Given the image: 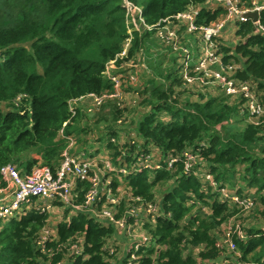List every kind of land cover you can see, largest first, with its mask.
I'll return each mask as SVG.
<instances>
[{"label":"trees","instance_id":"16d2710c","mask_svg":"<svg viewBox=\"0 0 264 264\" xmlns=\"http://www.w3.org/2000/svg\"><path fill=\"white\" fill-rule=\"evenodd\" d=\"M129 1L142 7L145 23L154 26L164 25L163 19L173 23L174 15L190 5L198 9V25L217 23L225 13L219 4L206 0ZM241 3L249 6L251 0H240ZM257 3L264 5L263 0ZM207 4L215 9H206ZM259 23L264 28V9L259 12ZM229 24L235 27V39L228 41L234 42L224 40L223 28L212 37L214 52L229 76L232 73L236 80H251L264 100V34L252 19ZM154 26L151 30L141 29L146 31L141 36L133 27L127 56L118 58L116 66L133 58L136 51H144V38L155 34ZM128 28L132 29V22L126 21L123 0H0V167L11 163L22 174L41 161L55 172L67 146L59 130L63 128L64 135L77 137L80 142L78 133L86 132L78 125L82 111L76 106L72 116L69 101L110 90L111 81L104 71L122 50L129 36ZM187 35L189 39L192 37ZM190 40L187 45L197 49L199 39ZM214 67L219 69L218 65ZM125 69L119 70L126 73L121 77L123 89L131 82L129 68ZM152 70L159 76L165 74L160 67ZM176 71V75L166 72L168 83L149 80L150 86L144 89L142 104L149 110L136 120L135 130L143 142L138 151L150 152L147 146L158 148L162 163L170 154L180 155L187 149L198 151L201 163L225 187L240 167V178L246 188L238 185L235 192L252 196L254 207L250 213L255 209L264 218V156L259 152V147L264 148V124L250 123L242 100L231 102L223 92L206 98L201 94L199 100L187 97L181 102L179 92L201 91L195 86H183L177 63ZM175 85L179 87L176 92ZM110 101L113 100L105 103ZM113 102L117 119L125 111ZM241 112L246 116L243 126L239 125L244 120L240 118ZM125 147L108 143L112 164H121L119 148ZM129 159L127 156L125 161ZM97 162L103 166L101 161ZM182 169L178 162L170 170H155L153 176L142 169L127 177L131 193L144 199H152L160 185H164L162 208L169 214L158 217L154 224L149 220L143 223L151 246L139 247L137 254H142L139 262L213 264L227 260V264H264V229L253 226L245 227L247 233L243 229L244 240L233 236L240 257L230 263L229 254L216 246L220 235L214 231L231 215L245 213L238 206L221 201L209 184L182 173ZM119 179L112 176L110 186L114 191ZM77 183L75 202L79 203L89 184ZM103 199L97 201V208H101ZM123 206L124 201L120 210ZM49 216L47 212L28 209L20 218L5 222L0 231V264H55L63 257L65 249L61 243L75 234L84 235V251L66 264H121L125 258V251L122 259H116L120 254L110 255L103 249L109 237L117 233L116 229L83 212L70 215L68 221L57 225L56 238L48 241V247L53 249L49 257L36 246ZM235 225L233 221L230 227Z\"/></svg>","mask_w":264,"mask_h":264},{"label":"built area","instance_id":"2783aa9c","mask_svg":"<svg viewBox=\"0 0 264 264\" xmlns=\"http://www.w3.org/2000/svg\"><path fill=\"white\" fill-rule=\"evenodd\" d=\"M123 1L126 8V21L132 22V29L128 28L129 36L122 50L106 65L104 73L111 81L112 87L110 90H105V92L100 94L88 93L86 96L70 100L69 109L72 116L75 115V108L72 104L85 99L91 100L89 112L99 111L100 105L108 100H113L119 108H124L122 103L123 83L121 79L124 75L117 71L118 66H116L115 62L118 58L127 56L132 40V30H141L143 28L151 30L154 25L145 23L142 7L135 5L129 0ZM239 1L206 0V2L219 4L225 10L221 20L210 25H198L196 23L198 9L190 5L186 10L174 15L173 23L166 25L169 19H163L164 25L154 26L155 35L171 51L179 55L178 73L184 87L195 86L199 91H204L207 87L219 88L222 90L221 92L229 97L231 102L235 101L233 98L242 100L247 120L250 123L260 125L264 124V100L257 93L255 84L251 80L239 81L234 79L231 74L229 76L225 72L219 56L214 52L212 41V37L218 35L226 24L233 23L235 20L244 22L247 19H251L247 15L248 12L255 10L260 12L261 9H264V5L258 4L255 0H252L249 6L243 3L239 4ZM254 23L257 25L258 30L264 34V28L260 25L259 18ZM180 26L185 27L183 32L178 30ZM187 34L199 39L200 43L196 51L187 45V40H190L186 36ZM190 41L192 42V40ZM216 65L219 66V69L214 67ZM119 67H121L120 69H127V65L121 64ZM127 73L129 80L133 82V70L129 68ZM122 115L115 120L119 126L118 129H121L118 135L109 136L108 141L113 144L120 143L124 135H127L125 133V123L123 122L124 116ZM59 134L66 139L67 146L61 153V160L55 172H52L48 166L42 163L34 165L29 172L22 174L11 163L0 167V231L4 223L10 218L18 219L28 209L51 212L53 210L51 209L52 203L55 207V202L58 201L66 205L73 215L77 212H83L88 214L90 218L99 219L103 225L111 224L116 229L115 232L117 234H122L127 239L125 258L121 264H141L138 260L140 257L135 259L134 256L140 255L137 254V251L141 245L145 246L149 243L148 236L142 229L143 223L149 220L154 224L158 217L169 214L162 208L161 196L156 197L155 194L149 200L133 195L130 189L122 188L120 190L116 188L114 191L110 186L108 175H117L115 174L117 172L127 173L128 171L134 172L142 169L155 171L165 168L170 170L178 162L183 167L182 173L193 175L202 183L209 184L218 192L221 201H227L230 205L238 206L244 213L251 212L254 207L252 196L240 195L235 191L230 192L227 187L219 185L213 174L201 163L198 151L187 149L180 155L170 154L162 163L159 151H157L159 154L157 160L150 158L151 150L150 152H139L142 140L133 135L127 147L124 150L121 149L122 151L118 157V160L122 159L121 164L114 165L109 158L103 159L104 161L99 160L103 163V166H100V171L98 159L95 157H86L83 153L80 155L71 153L76 143L74 137L64 135L63 128L59 130ZM123 142H125V139ZM131 145H133V150L130 152ZM127 156L130 157L129 161L124 160ZM127 164L130 165L128 166ZM77 181L89 184L83 195V200L79 203L75 202L78 190ZM101 198H104L102 206L97 208L96 203ZM122 201H124V206L120 210ZM53 233L48 220L36 240V246L49 257L53 254V249L48 247V241L56 238ZM233 236L239 240L246 238L244 231L236 225L234 229L222 232L220 238L216 241V246L223 250L224 254L233 253L236 257H240V251ZM112 237H109V239ZM108 241L104 244L103 249H107L109 254L113 255L116 250L108 244ZM84 244V235L75 234L68 237L66 241L61 243L65 250L63 257L56 263L66 264L69 259H73L76 255H81L84 251ZM128 246L129 248H127ZM129 259H132V261L127 263ZM227 263V260H222L213 264Z\"/></svg>","mask_w":264,"mask_h":264},{"label":"rangeland","instance_id":"374dc122","mask_svg":"<svg viewBox=\"0 0 264 264\" xmlns=\"http://www.w3.org/2000/svg\"><path fill=\"white\" fill-rule=\"evenodd\" d=\"M255 1H259V0H255ZM264 1V0H263ZM245 5L247 6L248 5V3H245ZM234 27V26H233ZM221 35H223V37H224V40H226V41H228L229 39H233L234 38V30L231 28V26H230V24L228 23V24H226V26L224 27V31H223V34H221ZM192 41L194 40V38L193 37H191L190 38ZM235 39V38H234ZM151 40V43H152V45H151V43H147V44H149L151 47L147 50V51H145V49H144V51L143 50H139V51H136L135 53H134V55L136 54V53H138V55L140 56V57H142L141 58V60L139 61V62H137V63H143L144 65H145V63H144V59L143 58H145V60H146V63L149 65V63L151 62V61H153V64L155 65V67L157 68V67H160V64L162 63H165L166 65H165V67L164 68H167V67H169L170 69H174V67H175V63H177L178 65L180 64V59H179V55H177L175 52H173V51H171L170 49V52H173V54H175V56L173 55V57H174V59H172V56H168L167 54L165 55V51H162V52H158V48H159V46L157 45V43L155 42V40L153 39V38H151L150 39ZM228 42H234V40L233 41H228ZM133 62V58H131L130 60H128V61H126V63H127V68H130V66H128V64H130V63H132ZM163 68V69H164ZM176 68V67H175ZM111 69V68H110ZM148 69V68H147ZM125 71H126V69H125ZM144 72H146V71H144ZM175 73H176V71H175ZM148 74H149V76H150V79L152 78V76H153V74H151V72L149 73V71H148ZM133 76H134V81H136L137 82V80H138V78H137V80H136V74H135V71H133V74H132ZM157 76V74L155 73L154 74V76ZM147 76H145L143 79H145ZM141 79L142 78H139V80L138 81H141ZM130 86V85H129ZM176 86V85H175ZM214 89L215 91H217V92H215V93H208V89ZM126 91H132L133 93L135 92V91H137V93H138V95H135V102L133 101V105H130V106H127L126 107V105H125V99H124V92H125V89H123V87H122V103H123V105H124V114L122 115V116H124V120H123V122L125 123L124 124V126H125V133H127V135H124V137H123V140H121L120 141V143H116L115 145H119V146H121V145H126V147H127V145H128V142L129 141H131V139L133 138V135H135L137 138H139L138 137V135H137V133H136V130L135 129H133L132 128V126L133 125H135V127H136V119L140 116L141 117V115H143V113H145L144 111H143V109H144V105L142 104V99L145 97V94H142V93H140V91L139 90H136L135 88H134V86H130V87H128L127 89H126ZM176 91H178V90H175V92ZM221 89H219V88H213V87H207L204 91H201V92H199V93H187V92H179V95H178V99L181 101V102H184V100L187 98V97H189V98H191V99H194V100H199V98H200V95L202 94L205 98L206 97H208V96H214V95H216L217 96V94L219 93H221ZM218 94V95H219ZM233 100H236V98H233ZM240 100V99H239ZM230 101V100H229ZM87 101H84V100H82V101H76V102H74L72 105H74V108H76V106H78V105H80V104H82V109H83V115H82V117H81V119H80V121H79V123H81L82 121H84L85 119H86V117H87V115H86V113H89V114H91L90 115V117H91V119H93L95 122H94V124H96V126H86L85 128L87 129V131H88V138H87V140H91V143H92V147L90 148V153H91V155L90 156H92V155H98V156H92V157H95V158H101V160H103V159H108L109 158V156H106V157H99L100 155H104V153L106 152V151H109L108 150V148H107V145H108V143H111V142H109L108 140H109V136H111V135H118V133H119V130H121V129H118V125L116 124V122H115V120L116 119H114L113 117H108V118H106L105 117V120H106V122H107V125H104V124H102L101 125V120L103 119V117L102 116H100V114H101V112L100 111H96V112H94V111H91V112H89L88 111V109L89 108H91V100L89 99V101H88V103H86ZM86 106V107H85ZM79 108V107H78ZM84 108H85V111H84ZM149 108V107H148ZM80 109V108H79ZM81 110V109H80ZM86 112V113H85ZM240 118H244V120H242L240 123H239V125L240 126H243L244 124H245V122H246V116L244 115V113H242L241 112V115H240ZM114 119V120H113ZM113 120V121H112ZM102 126V127H101ZM115 126V128H114V130H113V127ZM95 127H97V128H95ZM113 130V131H112ZM110 131H112L111 133H109ZM124 139H125V142H123L124 141ZM140 139V138H139ZM99 143H101V147L99 148L98 147V144ZM143 143V142H142ZM142 143H141V145H142ZM113 144V143H112ZM125 147V148H126ZM144 147V146H143ZM125 148H119V151H120V153H121V149H125ZM147 148H150V150H151V153H150V158H152L153 160H157L158 158H159V154H158V152L157 151H159L160 152V150L158 149V148H154L153 146H151V147H149V146H147ZM73 149H76V146L73 148ZM72 149V150H73ZM259 149H260V154H261V156H264V151L262 150V149H264V148H261V147H259ZM262 150V151H261ZM71 152V151H70ZM36 157V156H35ZM110 160V159H109ZM125 160V159H124ZM104 161V160H103ZM128 166L130 165V164H127ZM99 169H100V171H101V167L99 166ZM139 171H141V170H139ZM139 171H134V172H132V171H128L127 173H122V172H117V173H115V174H117L119 177H120V179H119V184L117 185V187L116 188H118V189H130L127 185H126V183H127V177H129L131 174H133V173H135V172H139ZM154 171H150V175L151 176H153L154 175V173H153ZM240 172H241V169H240V167H237V169H236V172H234V174H233V176L232 177H230V179L228 180V182H227V189L230 191V192H234L235 191V189L238 187L237 185H241V187H243V188H246V185H244L245 183H243V181L241 180V176H240ZM104 176H106V174H104ZM112 176L113 175H111V174H109L108 175V178H110V185H111V182H112ZM233 184V187H232V189H229L230 188V185H232ZM164 185H160V187H159V189L157 190L158 192L156 193V197H162V194H163V191H164ZM250 192V194H252V192L251 191H249ZM58 201H56L55 202V208L53 209V211H51L49 214H50V216H49V220H53V223H56V221H57V219H59L60 217H61V215H66V209H67V207H66V205H64V204H61L60 202H58V203H60L61 205H59V204H56ZM195 209V208H194ZM255 210V209H254ZM253 210V212L252 213H245V215H241V214H238L237 215V218L238 219H236V221H235V224L236 225H238L239 226V228L243 231V229H244V231L246 232L248 229L247 228H249V227H252L253 226V228H255V229H261L262 230V227L264 226V218H263V216L259 213V212H257V213H255V211ZM232 224V223H231ZM235 225V226H236ZM244 225V226H243ZM227 226V225H226ZM242 227H244V228H242ZM245 227H247V228H245ZM228 229H234L233 227H227L226 229H223L222 231L223 232H226ZM247 233V232H246ZM111 246L114 248V249H116L117 248V246H114L112 243H111ZM145 246H151L149 243L148 244H146ZM127 248H129V246L127 247ZM122 251V249H120L119 248V250L116 252L117 254H120V252ZM133 251H135V249H133ZM229 255H228V258H229V261H230V263L232 262V261H237V257L235 256V255H233L232 253H228ZM135 257V259H137V257H141V254L140 255H135L134 256ZM116 259H118V256H116ZM132 261V259H129L128 260V262L127 263H129V262H131ZM55 264H58V263H55ZM131 264H133V263H131Z\"/></svg>","mask_w":264,"mask_h":264},{"label":"crops","instance_id":"0c3cea01","mask_svg":"<svg viewBox=\"0 0 264 264\" xmlns=\"http://www.w3.org/2000/svg\"><path fill=\"white\" fill-rule=\"evenodd\" d=\"M252 1V0H251ZM209 3V2H208ZM205 8L206 9H215L214 8V6L212 5V4H207L206 6H205ZM220 16V15H219ZM170 24V21L169 22H167V24L166 25H169ZM231 26V28L235 31V27H233V25H230ZM180 32H183L184 31V26H180L179 27V29H178ZM138 32H139V35L141 36V35H143L144 33H146V31L145 32H143V31H141V30H138ZM152 35V34H151ZM147 35L145 38H144V40H145V51H147L151 46L149 45V44H147V43H151V38H153L154 40H155V42L157 43V45L159 46V48L157 49L158 50V52H162V51H165L166 53H165V55L167 54L168 56H172V59H174V57H173V55L175 56V54H173V52H170V50H169V47L163 42V41H161L155 34L154 35ZM154 36V37H153ZM187 37H189V35H186ZM151 45H152V43H151ZM195 51L197 50V49H195V48H193ZM141 58L142 57H140L139 55H138V53L133 57V62L132 63H130V64H128L130 67H132L133 68V71H135V74H136V80H137V78H138V80H139V78H142L141 79V81H138L137 80V82L136 81H131L128 85H125L124 86V89H125V92H124V99H125V105H126V107L127 106H130V105H133L134 103H133V101L135 102V95H138V93H137V91H135L134 93L132 92V91H126V89L128 88V87H130V86H134V88L136 89V90H139L140 91V93H142V94H144V89L147 87V86H150L149 84V80H153V81H155L156 83H168V80H166L165 79V75H166V72L167 71H171L172 72V74L174 75H176V73H177V71H176V63H175V67H174V69H170L169 67H167V68H164L165 67V63H161L160 64V71L162 70V71H165V74H164V76H159V75H155L154 76V74H155V72L152 70V67H155V65L153 64V61H151L150 63H149V65L146 63V60H145V58H143L144 59V63H145V65L143 64V63H137V62H139L140 60H141ZM123 65H127V63H123ZM152 66V67H151ZM121 67H119L118 66V71L119 70H121L120 69ZM148 68V69H147ZM164 68V69H163ZM122 70H124V69H122ZM144 71H146V72H144ZM148 71H149V73L151 72V74H153V76H152V78L150 79V76H149V74H148ZM175 71H176V73H175ZM232 74V73H231ZM123 75L124 76H126V73H123ZM145 76H147L145 79H143ZM130 85V86H129ZM174 88H175V90H179V87H177V86H174ZM215 92H217V91H215L214 89H208V93H215ZM188 93V92H187ZM85 101H87V99L85 100ZM87 103H88V101H87ZM115 105H114V102L113 101H110V102H107V103H105L102 107H100V109H99V111L101 112V114H100V116H102L103 117V119L101 120V125L102 124H104V125H107V122H106V120H105V117L106 118H108V117H113L114 119H115V114H116V109H115V107H114ZM145 107H144V109H143V111L144 112H147L148 110H149V108L147 107V105H144ZM77 107H79L80 109H81V111L83 112V109H82V104H80V105H78ZM86 107V106H85ZM84 111H85V108H84ZM81 112V114L83 115V113ZM118 112V111H117ZM86 113V112H85ZM143 114H145V113H143ZM86 115H87V117H86V119L84 120V121H82L81 123H78V125L81 127V128H85L86 126H96V124H94V120L93 119H91V117H90V115L91 114H89V113H86ZM140 117V116H139ZM138 117V118H139ZM137 118V119H138ZM165 118V117H164ZM113 119V120H114ZM136 119V120H137ZM112 120V121H113ZM166 120V119H165ZM102 127V126H101ZM95 128H97V127H95ZM114 128H115V126L113 127V130H114ZM132 128L133 129H135V125H133L132 126ZM86 129V128H85ZM112 130V131H113ZM112 131H110L109 133H111ZM79 134V136L78 137H80V138H82V139H80L81 140V142L80 141H78V138L76 137L75 138V145L74 146H76V149H73L72 150V152L71 153H73L74 155H80V154H84L86 157H90L89 156V153H90V148L92 147V143H91V140H87V138H88V131H87V129H86V132L85 133H78ZM98 147L100 148L101 147V143H99L98 144ZM91 154V153H90ZM109 154H110V151H106L105 153H104V155H100L99 157H106V156H109ZM92 156H98V155H92ZM96 159H98V160H101V158H96ZM38 163H41V161H38ZM37 163V164H38ZM244 183V182H243ZM245 185V184H244ZM77 186H78V184H77ZM226 186H228L227 185V183H226ZM238 186V185H237ZM232 187H233V184L232 185H230V188L229 189H232ZM251 192H253V188H251ZM55 207H54V205H53V203H52V207H51V209H54ZM262 208V206H260V209ZM69 210V209H68ZM53 211V210H52ZM47 213H50V212H47ZM70 215H73V213H71L70 212V210L66 213V215H61V217L59 218V219H57V221H56V223H53V220H49V225H50V228H51V230L54 232L53 234L56 236L57 234H56V231H57V225L60 223V222H62V221H68L69 220V217H70ZM236 219H238L237 218V215L236 214H233V215H231L229 218H228V220H226V221H224V223H222L221 224V226H219V228L217 229V230H215L214 231V233H215V235L216 234H218V235H220L221 236V234H222V230L223 229H226L227 227H229L230 225H231V223H233V221L235 222L236 221ZM227 225V226H226ZM244 226V225H243ZM262 229H264V226L262 227ZM109 243L108 244H110L111 245V243L114 245V246H117V247H119L120 249H122V252H120V255L118 256V258H120V259H122V257H123V254H124V251H125V247H126V245H127V241H126V239H125V236L124 235H122V234H115L111 239H109V241H108Z\"/></svg>","mask_w":264,"mask_h":264},{"label":"water","instance_id":"95a60500","mask_svg":"<svg viewBox=\"0 0 264 264\" xmlns=\"http://www.w3.org/2000/svg\"><path fill=\"white\" fill-rule=\"evenodd\" d=\"M247 15L252 19V21H257L259 18V12L257 10L248 12Z\"/></svg>","mask_w":264,"mask_h":264}]
</instances>
